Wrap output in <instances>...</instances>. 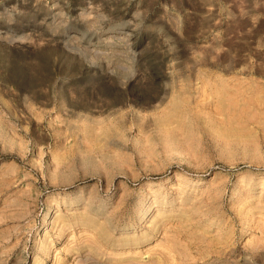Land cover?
Here are the masks:
<instances>
[{
  "label": "rangeland",
  "instance_id": "374dc122",
  "mask_svg": "<svg viewBox=\"0 0 264 264\" xmlns=\"http://www.w3.org/2000/svg\"><path fill=\"white\" fill-rule=\"evenodd\" d=\"M0 264H264V0H0Z\"/></svg>",
  "mask_w": 264,
  "mask_h": 264
}]
</instances>
